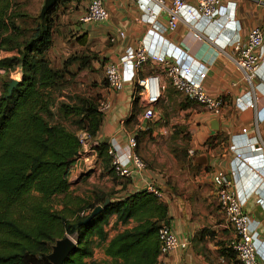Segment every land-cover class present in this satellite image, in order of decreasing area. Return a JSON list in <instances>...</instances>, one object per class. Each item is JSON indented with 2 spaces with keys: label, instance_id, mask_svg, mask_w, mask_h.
Segmentation results:
<instances>
[{
  "label": "crops",
  "instance_id": "0c3cea01",
  "mask_svg": "<svg viewBox=\"0 0 264 264\" xmlns=\"http://www.w3.org/2000/svg\"><path fill=\"white\" fill-rule=\"evenodd\" d=\"M89 1L82 0L83 8L78 6L76 9V7L68 6L69 9L71 8L67 9V12L70 11L68 17L71 22L66 27L79 30V36L86 34L84 47L88 45V42L94 41L89 50L101 53L102 64L117 63L127 48L136 46L141 40L147 44L148 48L157 52L179 47L187 52L195 70L206 69V75L202 81L204 90L211 96L221 97L224 101L223 111L219 116L209 114L193 101L190 105H179V96L182 95L165 78L160 64L152 61H148L136 72V75L122 74V89L112 90L107 86L104 88L103 98L110 101L111 107L103 115L96 139L114 143L123 150L127 146L128 138L131 135H137L135 151L143 161L145 160L146 168L140 172L134 171L130 178L118 177L116 182H105L102 191L110 192L112 198L118 199L145 189L148 183H153L161 189L158 185L162 182L161 175L157 173L161 165L156 167L146 163L150 156L148 148L155 149L156 142L163 141L161 139L166 140L172 134L173 124L186 123L188 154L191 157L193 170L197 168V172L192 173L191 191L187 192V195L178 194L171 200L161 190L165 195L163 200L168 207V226L180 239L188 241L186 248L169 252L167 256L169 264H232V261L221 253L232 236V231L225 226L220 209H214L218 204L216 198L218 186L213 184L212 175L216 171L225 173L231 187L234 186L239 191H251L242 211L257 222L258 241L264 253V185L255 182L247 168L234 176L231 175L235 162L233 161L234 152L230 149V145L234 144L238 152L250 154L247 147L249 141L264 149V108L261 107L264 106V60L259 68V77H254L249 82L245 77V71L234 63L236 51L232 44L236 37L245 41L249 30L255 26L260 27L264 42V0H221L219 11L212 21L203 22L202 25H191L180 21L174 31L161 33L164 37L162 43L154 39L148 41L145 37L150 25L145 22L144 12L139 8L137 0H102L109 11V17L100 25L94 24L96 22L81 21ZM184 2L190 5L196 4V0H184ZM149 6L156 11L159 9L154 2ZM228 11L234 12L236 22L228 23L225 16ZM156 20L158 27L165 26L166 11L159 10ZM233 23L236 28L234 33L230 31V25ZM75 26H78V29ZM119 30L124 32L123 37L118 36ZM235 33L236 36L232 37ZM196 34L201 38L198 39ZM65 51L66 49L63 48L55 49L52 45L48 56L52 62L55 58L63 60L66 58ZM94 57L90 60V65L93 63L96 65L98 62L96 61L99 60L98 56ZM17 70L21 71L19 67H16L14 72ZM152 74L158 75L160 85L163 86L159 102L162 101L169 106L168 108L177 110L179 116L176 119L178 120H166L167 111L163 106L158 105L159 102L155 106L156 116L149 120L142 119L143 103L134 96L133 78ZM247 93L253 99L254 106L243 110L236 105L235 100ZM248 94L243 97V100H247ZM136 98L138 104L134 110L133 103ZM213 119L218 120L217 129L210 127ZM243 128L246 129L245 134H242ZM170 156L172 165L178 167L180 154L176 152ZM95 170L92 172L91 179L99 169ZM85 175L76 168H71L67 176L69 189L72 186L81 185L80 181ZM105 176L107 178V175ZM194 189L195 195L191 194ZM75 194L79 195V200L86 199L81 193ZM137 223L136 220L130 219L123 224L116 221L115 215L110 216L105 226L108 238L100 242L97 248L94 247L92 256L85 258V261L111 264L112 258L104 252L108 240ZM202 231H204L203 236H201Z\"/></svg>",
  "mask_w": 264,
  "mask_h": 264
},
{
  "label": "trees",
  "instance_id": "16d2710c",
  "mask_svg": "<svg viewBox=\"0 0 264 264\" xmlns=\"http://www.w3.org/2000/svg\"><path fill=\"white\" fill-rule=\"evenodd\" d=\"M74 1L58 0L43 18L37 16L35 28L25 35L17 22L24 14L12 9L11 0H0V69L19 67L22 72L11 94L6 95L10 79L0 94V264H51L47 255L53 243L66 235L74 236L76 249L64 264H89L85 258L92 256L96 243L106 241L105 226L112 215L123 224L130 219L138 223L108 240L104 252L111 264H155L160 255L157 231L169 221L168 207L146 189L118 199L94 190V198L73 218L49 204L53 196L68 191L69 167L79 149L75 132L63 119L72 118L76 130L85 128L94 138L103 120L98 97L72 90L75 73L69 69L74 63L77 71L87 68L94 56L70 54L60 67L48 56L55 28L52 14ZM85 35H80L82 44ZM133 104L135 110L137 98ZM96 149L104 172L115 174L108 142L99 141ZM105 198L110 201L101 212L83 222ZM221 253L232 264H241L227 244Z\"/></svg>",
  "mask_w": 264,
  "mask_h": 264
},
{
  "label": "built area",
  "instance_id": "2783aa9c",
  "mask_svg": "<svg viewBox=\"0 0 264 264\" xmlns=\"http://www.w3.org/2000/svg\"><path fill=\"white\" fill-rule=\"evenodd\" d=\"M152 2L159 6L157 11L149 6ZM220 2L221 0H196L195 5H190L184 0H171L170 2L166 0H137L139 8L144 12L145 22L150 25L145 37L148 41L154 39L159 43H162L164 38L161 33L174 31L180 21L191 25H202L203 22L212 21L219 11ZM161 9L167 13V24L158 27L156 17ZM225 16L228 23L236 22L234 12L228 11ZM108 17L109 11L102 0H90L81 21L86 23L97 22L106 20ZM230 27V31L234 33L236 30L234 23ZM118 36L123 37L124 32L119 30ZM196 36L198 39L201 38L200 35L196 34ZM234 36H236V33L232 35V37ZM232 44L236 51L234 63L245 71L246 79L251 82L254 77H259V68L264 60V42L260 27H252L245 41H241L240 38L236 37ZM148 61L160 64L165 78L182 96L202 106L206 112L213 116L222 114L223 99L209 95L203 88L202 81L206 75V69L198 68L195 70L187 52L179 47L157 52L148 48L143 40L138 41L136 46H131L125 50L117 63L107 62L104 64V76L108 87L112 90L122 89V74L136 75V72ZM4 71V69H0V73ZM17 72L21 76V71L18 70ZM133 80L138 86L134 90V96L143 103L141 117L149 120L156 116L155 106L160 100L163 86L160 85L157 74L142 78L136 77ZM245 96H240L235 100L236 105L243 110L254 106L251 96L249 95V99L243 100ZM259 102L261 103L260 100ZM110 107L111 103L107 98L98 101V110L103 115ZM261 107L264 108L263 105ZM245 133L246 129L243 128L242 134ZM75 136L79 143V149L75 162L69 167V170L76 168L80 173L95 170L100 163L96 149L100 140L91 136L85 128L77 129ZM136 145L135 135L128 138L127 146L123 150H120L114 143H108L107 153L111 158L114 173L118 177L127 179L132 176L134 171L140 172L146 168L145 162L135 151ZM247 147L250 154L246 155L238 152L234 144L230 145V149L234 152L233 161L235 162L231 169V175L234 176L242 169L247 168L254 181L264 185V149L255 146L250 141L247 143ZM212 182L218 186L216 198L225 220L224 224L232 231L227 247L235 253L241 264H264V253L261 251L258 241L257 222H254L249 214L242 211V207L251 191H239L234 186L231 187L230 180L222 171L213 173ZM145 189L161 199L165 197L161 189L153 183H148ZM83 214L84 212H80V215ZM157 236L160 255L155 264H169L167 259L169 252L184 249L188 245V241L180 239L167 224H162L159 227Z\"/></svg>",
  "mask_w": 264,
  "mask_h": 264
},
{
  "label": "rangeland",
  "instance_id": "374dc122",
  "mask_svg": "<svg viewBox=\"0 0 264 264\" xmlns=\"http://www.w3.org/2000/svg\"><path fill=\"white\" fill-rule=\"evenodd\" d=\"M11 7L13 10L24 14L23 17H19L17 22L20 24V28L24 32L25 35H29L32 29L35 28L37 23V16L39 15L40 8L43 4V0H11ZM82 0L74 1L72 3H67L65 5H59L57 10L52 14V18L55 24L54 33H53V46L55 49H66L64 56H69L70 54H86L91 52V56H98L96 60V65L94 63L89 67L77 71V65L72 64L69 69L71 72H74L75 75L71 76V80L73 81L72 90L77 94L87 97H98V101L103 98L105 87L107 85V81L104 76V64L101 63V53L99 51H91L89 47L93 45L94 41L88 42L87 46L84 47L85 44H82L79 36L80 31L75 29H70V27H66L70 24V20L68 15L70 11L67 12L68 6L77 7L80 6L83 8L81 4ZM71 9V8H70ZM69 9V10H70ZM20 21V22H19ZM78 22V21H77ZM94 24H103L102 21H97ZM78 29V26H75ZM86 40H84L85 43ZM108 43V42H107ZM63 44V45H62ZM83 45V46H82ZM53 53V52H51ZM62 58H55L53 63L55 66L60 67L62 63ZM18 71V70H17ZM8 71L0 73V94L4 90V84L7 80L13 78L19 80L21 77L18 72ZM20 77V78H19ZM69 78V75H66ZM179 105L186 106L192 103L190 100L186 99L183 96H179ZM163 106L167 111V119L178 120L176 119L179 116L177 110L174 108H168L169 106L166 103L160 101L158 105ZM184 118H186V114H184ZM72 118L63 119L64 125L71 131H76L75 125L71 123ZM186 123L183 124H173L171 126V132L168 138L161 139L163 141L156 142L157 147L148 148V152H150V156L147 158V164L150 166H159L161 165L160 170L157 171L161 175L162 182L158 184L161 190L168 196L171 200L174 196L178 194L187 195V192L191 191V179L193 178L192 173L197 172V168L193 170L191 157L188 154V133L186 132ZM180 134V136H178ZM178 152L179 156V165L178 167L172 165L171 162V154H175ZM190 157V158H189ZM145 162V160H144ZM99 169L92 177V172H88L83 179L80 181L81 185L72 186L65 194H60L53 196L49 204L52 209H65L66 214L69 218L75 217L77 212H79L82 208H85L86 203L90 202L94 198V190H102L104 188L105 182L112 181L116 182L118 178L115 174H109L108 172L104 173L102 163H99L97 167ZM96 171V170H95ZM107 175V178L106 176ZM92 180V182H90ZM99 186V187H97ZM94 188V189H93ZM188 188V189H187ZM181 192V193H180ZM75 193H81L86 199H78L79 195ZM193 195L196 194V190L191 193ZM198 206H196L197 208ZM198 209V208H197ZM215 210L219 209L218 204L214 208ZM72 210H75L73 215L70 214ZM67 236V235H66ZM70 238L75 240L74 236L68 235ZM98 243L95 244V247H98ZM87 263H92L88 261Z\"/></svg>",
  "mask_w": 264,
  "mask_h": 264
},
{
  "label": "water",
  "instance_id": "95a60500",
  "mask_svg": "<svg viewBox=\"0 0 264 264\" xmlns=\"http://www.w3.org/2000/svg\"><path fill=\"white\" fill-rule=\"evenodd\" d=\"M58 0H43V4L40 8L39 15L41 18L45 16V14L55 6ZM20 80V79H19ZM17 79L11 78L8 82L7 86V93L6 95H10L13 88L16 86L17 82L19 81ZM210 127L212 129H217L218 127V120L213 119L210 122ZM106 141V140H105ZM88 172L82 173L87 174ZM110 201L109 198H105L103 204L97 205L90 213L89 215L84 219L83 222H87L91 218H93L95 215L101 212L103 207L108 204ZM165 224L168 225V221H165ZM76 249V241L70 238L68 235L64 236L60 239H57L51 248L50 253L47 255V259L51 262V264H64L66 259L75 252Z\"/></svg>",
  "mask_w": 264,
  "mask_h": 264
}]
</instances>
